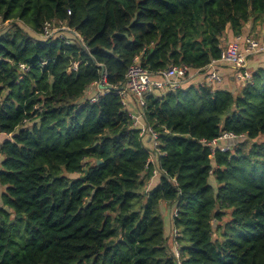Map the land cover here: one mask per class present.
<instances>
[{
  "label": "trees",
  "instance_id": "trees-1",
  "mask_svg": "<svg viewBox=\"0 0 264 264\" xmlns=\"http://www.w3.org/2000/svg\"><path fill=\"white\" fill-rule=\"evenodd\" d=\"M52 20L83 45L42 40ZM0 22V264H264V63L206 80L264 0H0ZM134 59L189 70L146 98L156 147L116 95Z\"/></svg>",
  "mask_w": 264,
  "mask_h": 264
},
{
  "label": "built area",
  "instance_id": "built-area-1",
  "mask_svg": "<svg viewBox=\"0 0 264 264\" xmlns=\"http://www.w3.org/2000/svg\"><path fill=\"white\" fill-rule=\"evenodd\" d=\"M69 35L70 39L76 40L78 43L83 45V39L80 34L75 30L71 29L66 23L61 21H46L42 28V33L40 38L42 40H54L59 38L65 40V37ZM65 44L68 45L69 41L65 40ZM264 53V39L254 40L250 37L240 35L234 38V40L226 45L221 46L220 59L213 60L208 65L206 69V80L209 85L221 83L220 75L215 71V67L219 63H224L236 69L238 71V79L250 78V74L245 71L246 61L248 57L255 56ZM97 67L102 68L100 79L97 82H93L90 85L91 90L99 91L94 96H92L89 101L90 103H95L97 98L100 95L106 94L109 91L107 90L108 84L106 81L107 73L103 69V66L96 64ZM78 67V62H74L68 68L67 73L75 72ZM20 68L23 72H27L28 69L24 65H20ZM187 67L180 66H171L164 70L158 71L155 74L148 72L142 66H140L137 59H134L133 63L129 66L124 76V85L123 90L118 91V95L121 99L122 105L126 106V94H131L135 98L136 104L140 112L138 113H129L128 116L132 121L133 127L139 130V136L148 135L150 140L153 142L154 147L157 146L158 135L154 130L147 126L143 119V109L146 105V98L149 95L155 94L157 91L171 89H179L183 84L185 78L188 76ZM234 137L230 133L222 134L219 139H215L211 142H206L201 140L203 144L209 145L212 147V150L218 149L221 152L226 151L228 148H219L218 143L220 140H226ZM213 155V153H212ZM152 163V161H149ZM176 234L174 235L175 238ZM176 246L177 243L174 242ZM174 257L178 261L179 253L178 249L174 248Z\"/></svg>",
  "mask_w": 264,
  "mask_h": 264
},
{
  "label": "crops",
  "instance_id": "crops-1",
  "mask_svg": "<svg viewBox=\"0 0 264 264\" xmlns=\"http://www.w3.org/2000/svg\"><path fill=\"white\" fill-rule=\"evenodd\" d=\"M243 32L244 33L242 35L250 37V38H252L254 40H262V39H264V26H262V25H260L258 23L255 24L254 26H252L250 23L246 24V26L244 27V31ZM234 38H235V36L232 34V32L229 29H227L226 30V41H227V43L232 42L234 40ZM259 57H255V58L251 57V58H249V60L247 59L244 72L250 73V70L252 71L253 69H255V67H257V65L258 66L259 65H263L264 57L261 60L259 59ZM218 68L219 69H218L217 72H219L220 77H223V81L227 77H231L232 79L234 77H236V74H237L236 72L237 71H235L234 69H230V68H228L227 66H224V65L223 66L220 65ZM190 74H191V77L193 79V80H191L192 82L189 81L191 84H197L199 82H202V80H201L202 75H200L199 72L193 71ZM236 79H237V77H236ZM240 81L245 82L246 79L245 78L243 80L240 79ZM97 92H99V91H96V93ZM125 101H126V108H127L128 114L129 113H138V112H140V110L137 107V104H136V101H135V98L133 97V95L126 94ZM150 141L151 140H150L149 136L146 135V143H149ZM150 160L152 161V163L155 162L154 158H152V159L150 158Z\"/></svg>",
  "mask_w": 264,
  "mask_h": 264
},
{
  "label": "rangeland",
  "instance_id": "rangeland-1",
  "mask_svg": "<svg viewBox=\"0 0 264 264\" xmlns=\"http://www.w3.org/2000/svg\"><path fill=\"white\" fill-rule=\"evenodd\" d=\"M11 29V27L9 26V23H7V22H5V23H2V22H0V33H3V32H6V31H8V30H10ZM251 57H254V56H250V57H248V60H249V58H251ZM264 56H260L259 57V59L261 60L262 58H263ZM237 73V72H236ZM236 77H237V74H236ZM236 80H238V81H240V79H236ZM239 84V83H238ZM96 93V91L95 90H91L90 92H89V96H92V95H94ZM25 126H23L22 128H24ZM3 137H7V136H4V135H0V141L3 139ZM8 138V137H7ZM2 192H3V188H2V186L0 185V207L2 206V204H1V194H2ZM224 221H226V219H224ZM225 222H223L222 221V225L224 224ZM164 225H165V227H167V222H166V220H165V218H164Z\"/></svg>",
  "mask_w": 264,
  "mask_h": 264
},
{
  "label": "water",
  "instance_id": "water-1",
  "mask_svg": "<svg viewBox=\"0 0 264 264\" xmlns=\"http://www.w3.org/2000/svg\"><path fill=\"white\" fill-rule=\"evenodd\" d=\"M97 164H100V162L97 161Z\"/></svg>",
  "mask_w": 264,
  "mask_h": 264
}]
</instances>
